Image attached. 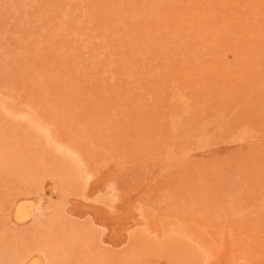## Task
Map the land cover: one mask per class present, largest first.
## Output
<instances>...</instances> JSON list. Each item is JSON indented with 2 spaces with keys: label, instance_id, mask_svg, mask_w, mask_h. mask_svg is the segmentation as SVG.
Segmentation results:
<instances>
[{
  "label": "rangeland",
  "instance_id": "1",
  "mask_svg": "<svg viewBox=\"0 0 264 264\" xmlns=\"http://www.w3.org/2000/svg\"><path fill=\"white\" fill-rule=\"evenodd\" d=\"M0 264H264V0H0Z\"/></svg>",
  "mask_w": 264,
  "mask_h": 264
},
{
  "label": "bare ground",
  "instance_id": "2",
  "mask_svg": "<svg viewBox=\"0 0 264 264\" xmlns=\"http://www.w3.org/2000/svg\"><path fill=\"white\" fill-rule=\"evenodd\" d=\"M21 207H22V205H21ZM18 208H19V207H18ZM18 208H17V209H18ZM27 208L30 209L28 206H27ZM27 208H26V209H27ZM20 209H21V208H20ZM26 209H25V210H26ZM28 209L26 210V212H28ZM31 209H32V208H31ZM15 211H16V210H15ZM20 211H21V210H20ZM20 211H18L20 214L22 213L23 215H25V212H24L23 210H22L23 212H22V211L20 212ZM18 212H17V213H18ZM20 214H19V216H20ZM22 214H21V216H22ZM28 214H29V213H28ZM17 215H18V214H17ZM15 216H16V215H15ZM36 263H37V262H36Z\"/></svg>",
  "mask_w": 264,
  "mask_h": 264
}]
</instances>
